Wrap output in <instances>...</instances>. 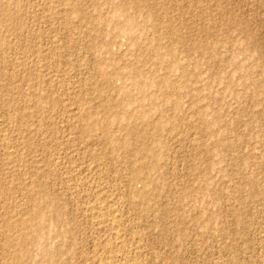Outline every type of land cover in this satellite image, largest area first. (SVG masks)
Masks as SVG:
<instances>
[{"label": "rangeland", "instance_id": "374dc122", "mask_svg": "<svg viewBox=\"0 0 264 264\" xmlns=\"http://www.w3.org/2000/svg\"><path fill=\"white\" fill-rule=\"evenodd\" d=\"M0 264H264V0H0Z\"/></svg>", "mask_w": 264, "mask_h": 264}, {"label": "bare ground", "instance_id": "6f19581e", "mask_svg": "<svg viewBox=\"0 0 264 264\" xmlns=\"http://www.w3.org/2000/svg\"><path fill=\"white\" fill-rule=\"evenodd\" d=\"M115 235H116V234H115ZM115 235H114V236H115Z\"/></svg>", "mask_w": 264, "mask_h": 264}]
</instances>
